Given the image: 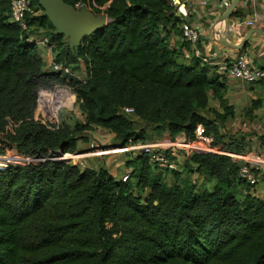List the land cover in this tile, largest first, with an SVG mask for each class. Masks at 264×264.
<instances>
[{"label": "trees", "instance_id": "1", "mask_svg": "<svg viewBox=\"0 0 264 264\" xmlns=\"http://www.w3.org/2000/svg\"><path fill=\"white\" fill-rule=\"evenodd\" d=\"M95 2L109 21L71 49L46 16H28L22 30L9 20L10 0H0V155L15 149L38 159L0 167V264H264V198L224 154L247 149L245 138H228L201 113L219 121L232 113L225 78L198 58L184 60L181 37L172 44L181 21L168 0ZM31 36L47 38L53 61L74 75L50 70ZM56 86L74 93L82 119L36 118V107L44 113L39 92ZM210 97L221 111L209 109ZM136 121L191 140L201 123L221 152L184 157L171 183L146 153L126 162L133 169L125 181L52 158L76 153L97 128L114 134L112 145L151 140ZM194 173L210 186L198 189Z\"/></svg>", "mask_w": 264, "mask_h": 264}, {"label": "crops", "instance_id": "2", "mask_svg": "<svg viewBox=\"0 0 264 264\" xmlns=\"http://www.w3.org/2000/svg\"><path fill=\"white\" fill-rule=\"evenodd\" d=\"M227 8L220 6L219 0H193L186 7L187 16L184 19L199 31L200 39L198 46L203 49L205 54H215L217 60L222 61L237 57L243 52L244 48H246L251 63L255 67L264 70V0H240L233 7L227 21L220 25L221 29L219 30H221V36L223 37V40L220 41L217 38L216 22L223 16ZM253 14H257L258 17L253 26H248L242 23V21L251 18ZM180 37V35H171L170 40L172 44H177L178 41H181L182 39ZM246 37L247 39L244 48L238 49L237 46H239ZM34 39L40 44L39 51L41 52L44 61L45 58L51 59L53 53L46 44L39 41L42 39L41 36H34ZM75 75L80 77V72H77V74L75 73ZM224 81L227 85L224 98L227 100V104L231 106L232 113L229 114L224 121H219L209 111L201 112L202 115L213 121L218 128V131L228 138L244 137L245 142L247 143V148H261L264 144L262 145L259 143L258 136H264V122H260L259 118L261 121H264V118H262L263 114L260 113L259 108H264V106L260 105V103H263L264 105V100L262 102L258 101L259 103L256 102V106L253 107L256 108L253 111V114L258 115V117H255L256 120L254 122L247 117H239L237 111L239 106H249L251 102L257 100L260 95L264 98V78L255 82H244L235 78L226 77ZM209 109L221 111L219 101L210 97ZM135 128L136 130L143 129L145 133L152 137L148 142L167 145L169 141L173 139L167 131L156 133L150 126L143 122H140ZM100 129L101 128H97L93 131L98 133L100 132ZM107 132L108 134L106 139H104V145H112L116 142L114 134L109 133V131ZM84 135L87 137V141L78 140L76 143V154L78 155L87 154L91 144L89 142L93 141L91 139L94 138L92 136L88 137L89 135L86 133ZM215 148L216 149L204 148V151L208 150V152L213 153L221 152L217 147ZM131 157L132 156L127 158L126 153H119L115 155H105L96 160L90 157L84 158L88 165L96 163L99 168L106 169L112 179L119 180L125 173L129 172V166L126 162L131 159ZM183 158L184 157L179 154L176 159L178 167H176L177 169L175 170H181L180 164L183 161ZM194 174L195 175L192 174V180L196 183L198 189H202L204 187L202 186V183L206 180V177L197 173ZM164 175L166 174L164 173ZM169 175H171L170 172ZM181 175L184 176L183 173ZM210 184L211 183L208 182L206 187H209ZM244 191L246 192V190ZM250 192L256 197L264 198V186L262 185L250 188Z\"/></svg>", "mask_w": 264, "mask_h": 264}, {"label": "built area", "instance_id": "3", "mask_svg": "<svg viewBox=\"0 0 264 264\" xmlns=\"http://www.w3.org/2000/svg\"><path fill=\"white\" fill-rule=\"evenodd\" d=\"M193 0H168L170 7L173 10L174 16L178 17L180 23V36L185 41L186 46L182 47V56L186 61L192 58H198L202 63L208 66H214L216 71L221 74L222 77H231L244 82H255L264 78V70L255 67L247 54L246 48L243 52L235 58H229L226 60L218 61L215 54H205L203 49L198 46L199 43V31L185 21L187 16L186 7ZM233 0H219L220 6L227 8ZM10 15L9 20L15 25L19 26L22 30H27L28 27V16H34L41 13L40 9L35 8L36 5L32 3V0H10ZM73 7L76 10L85 8L88 11L95 13L100 11L104 13L106 5L99 6L95 0H74ZM257 14H253L251 18L242 21L243 24L253 26L257 21ZM30 39V38H29ZM32 41H35L34 36H31ZM43 44L48 43L47 38L39 40ZM48 67L52 71H58L62 74H72L68 66L64 67L50 59ZM68 91L70 88L67 86H56L53 90H42L39 92V104L43 99L42 93L49 94L51 97L44 101V108L48 112L52 113V118L43 115L42 112L36 113V118L42 122H53L58 123V113L64 106L70 104L66 102L64 97H68ZM71 92V91H70ZM65 101V102H64ZM38 104V105H39ZM122 112L128 115L134 113V109L129 106L122 108ZM46 118V119H45ZM10 129V128H9ZM192 136L194 140L188 138L185 134L178 135L169 141L167 145L159 144L155 142H133L130 139L123 145H109L100 146L97 143H91L89 151L86 155H78L76 153H64L57 155V159L70 162L77 165L80 169L93 168L97 169L96 163L88 165L84 157H90L99 159L105 155H113L119 153H126L130 156L137 154L146 153L149 155V162L159 170H175L176 159L179 154L183 157L189 156L192 153L208 152L205 149H216L213 145L214 135L206 131L203 124L198 123L193 131ZM218 150V149H217ZM176 153H173V152ZM179 152V153H178ZM234 162L238 163V177L250 188H254L257 185L264 186V145L259 149L247 148L243 152L233 153L225 152ZM82 156V157H81ZM1 158H4L0 155ZM15 157L12 162L5 163V167L9 164L23 165L30 161H37L38 159H32L17 154L16 156H10L9 158ZM130 172L125 173L121 180L125 181Z\"/></svg>", "mask_w": 264, "mask_h": 264}, {"label": "water", "instance_id": "4", "mask_svg": "<svg viewBox=\"0 0 264 264\" xmlns=\"http://www.w3.org/2000/svg\"><path fill=\"white\" fill-rule=\"evenodd\" d=\"M42 8L41 14L46 16L54 25V33L62 34L66 38V44L73 49L78 45L84 36L90 35L97 29L102 28L109 21L106 13L95 14L81 8L76 10L72 4L64 0H36ZM240 0H233L225 10L222 17L216 22V33L218 40H223L221 36V26L229 18L233 7ZM247 37L241 42L238 49L245 46ZM227 43V42H226Z\"/></svg>", "mask_w": 264, "mask_h": 264}, {"label": "rangeland", "instance_id": "5", "mask_svg": "<svg viewBox=\"0 0 264 264\" xmlns=\"http://www.w3.org/2000/svg\"><path fill=\"white\" fill-rule=\"evenodd\" d=\"M41 10H42V8H41ZM99 13H101L100 11H95V14H99ZM64 42L66 43V38H65V36H64ZM35 46H36V48L37 49H39L40 48V44H38L37 42L35 43ZM49 49H50V47H48ZM49 61H50V59L48 58V59H46L45 58V64H46V66L48 65V63H49ZM70 67V66H69ZM71 68H72V66H71ZM76 74H77V72H76ZM80 77H84V73H83V71H81L80 72ZM71 91V90H70ZM68 91L69 93H68V97H66V102L67 103H70V104H68V105H66V106H64L63 108H61V110L59 111V113H58V115H57V119H58V122L60 121H63V122H66V123H73V121L75 120V119H82V115L80 114V110L78 109V107H77V101H76V97H75V95H74V93L71 91ZM264 100V98H263V96L262 95H260V96H258V99L257 100H255V103L257 102V103H259L258 101H263ZM254 101V100H253ZM252 101V102H253ZM251 102V104L248 106H239L238 107V111H237V113H238V116L240 117H247V118H249L252 122H254L256 119H255V117H258V115H255V114H253V111L256 109V108H253V107H255V106H253V103ZM260 105H262V106H264L263 105V103L261 104L260 103ZM38 107H36V109H35V115H36V113L38 112V109H37ZM259 111H260V113H262L263 114V116H262V118H264V108H259ZM46 119V118H45ZM136 119H134V121H135ZM259 121L260 122H264V121H261V119L259 118ZM139 123L140 122H138V121H136V126L137 125H139ZM230 127V126H229ZM228 127V128H229ZM228 128H227V130H228ZM96 132H94V131H92V132H87L86 134H88L89 136L88 137H90V136H92V137H94L93 139H91V140H93V141H90L89 143H97V144H99L101 147L102 146H109V145H104V139H106V137H107V134H108V132H107V130H104V129H100V132H98V133H96ZM109 133H111V132H109ZM147 134V133H146ZM96 135V136H95ZM148 135V134H147ZM97 137V138H96ZM259 137V136H258ZM103 139V140H102ZM103 141V142H102ZM103 143V144H102ZM106 143H107V141H106ZM173 153H176L175 151L173 152ZM179 153V152H178ZM18 153H16V150L15 149H10V150H7L6 151V154L5 155H2L4 158H1L0 157V165L1 166H4L5 165V163H10V162H12L13 160H15V157H12V158H9L10 156H16ZM115 155V154H114ZM52 158H54V159H57V155H54ZM127 158H130V155H127ZM94 159V158H93ZM94 160H96V159H94ZM19 164V163H18ZM176 167H178V165H177V163H176ZM129 169V172H131V170L133 169V166L132 165H130L129 167H128ZM177 169V168H176ZM165 174L166 175H164V177H165V180L167 181V182H169V183H171L172 181H173V178H172V176L171 175H169V171H166L165 172ZM193 175H195V174H193ZM192 177V176H191ZM208 182H209V180L208 179H206V180H204V182L202 183V186H204V187H206L207 186V184H208ZM203 187V188H204ZM239 189H240V191H241V193H242V195H244L248 190H246V187L244 186V185H241L240 187H239ZM244 190H246V192L244 191Z\"/></svg>", "mask_w": 264, "mask_h": 264}, {"label": "bare ground", "instance_id": "6", "mask_svg": "<svg viewBox=\"0 0 264 264\" xmlns=\"http://www.w3.org/2000/svg\"><path fill=\"white\" fill-rule=\"evenodd\" d=\"M51 96L49 95V94H45L44 93V101H46L47 99H49ZM64 99H66V96L64 97ZM65 102V101H64ZM42 109H43V111H44V113H43V115H46V116H48V117H51L50 119H53L52 118V113L50 112V111H46L45 110V108H44V104H43V107H42Z\"/></svg>", "mask_w": 264, "mask_h": 264}]
</instances>
